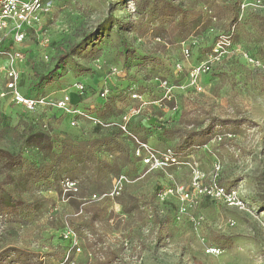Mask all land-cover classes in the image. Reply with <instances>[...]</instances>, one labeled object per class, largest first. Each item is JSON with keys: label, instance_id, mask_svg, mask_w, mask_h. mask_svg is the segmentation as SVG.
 <instances>
[{"label": "rangeland", "instance_id": "obj_1", "mask_svg": "<svg viewBox=\"0 0 264 264\" xmlns=\"http://www.w3.org/2000/svg\"><path fill=\"white\" fill-rule=\"evenodd\" d=\"M43 1L20 92L96 124L2 98L0 59V264H264V0Z\"/></svg>", "mask_w": 264, "mask_h": 264}, {"label": "built area", "instance_id": "obj_2", "mask_svg": "<svg viewBox=\"0 0 264 264\" xmlns=\"http://www.w3.org/2000/svg\"><path fill=\"white\" fill-rule=\"evenodd\" d=\"M51 14V5L43 0H0V59L3 60L2 72L5 77V91L1 97L8 96L9 101L15 106L20 107L28 114H34L38 110H57L66 115L71 121V126L75 125V119L78 117L88 120L96 119L90 116L88 111L76 108L71 102L70 95L64 94L59 100L49 98H27L20 92L19 83L22 66L26 62V56L23 52V44L30 32L39 34L42 27L46 26L48 17ZM185 50V55H187ZM117 74L116 70L111 71V75ZM74 94L79 96L84 92V87L81 84L73 85ZM99 96L102 99L109 97L107 88H102ZM134 100H142V96L138 93L131 95ZM139 113L137 109H129L120 116L117 130L122 136L136 138L130 134L129 125L133 118ZM111 126V125H105ZM139 154V150L136 151ZM164 160L174 164L176 160L171 156H165ZM146 164H151L152 161L159 163L153 154H149L144 159ZM163 164V163H160ZM216 194L220 196L223 190H217ZM63 239L70 242V233L64 232ZM66 261H69L67 258Z\"/></svg>", "mask_w": 264, "mask_h": 264}, {"label": "trees", "instance_id": "obj_3", "mask_svg": "<svg viewBox=\"0 0 264 264\" xmlns=\"http://www.w3.org/2000/svg\"><path fill=\"white\" fill-rule=\"evenodd\" d=\"M64 58H67V55L65 57H63L62 59H64ZM21 87L22 86H19L20 91H21ZM27 98H33V97H29L28 96ZM75 98L77 100V103H73V105L74 106H77L78 103H79V96L75 95ZM46 110L47 109H42V110H38L37 112H40V111L41 112L42 111L44 112ZM43 127H46V125H44ZM119 134H120V132H119ZM21 136H22L23 139L26 140V144H28V145L31 144L36 149H40L41 146L43 147L45 144H47L46 147H48V148L51 147L52 139L50 138V136L48 135V133L45 132V131H42V130H36L35 127H34V125L28 126L27 129H24L22 131ZM61 148H62V151H61L60 155H58L56 157V162H55L56 165L60 163V158L61 157L66 156V155L68 156V153L66 152V150L68 149L67 145L65 143H63V145L61 146ZM46 178H48L47 175L45 177H43V179H46Z\"/></svg>", "mask_w": 264, "mask_h": 264}, {"label": "crops", "instance_id": "obj_4", "mask_svg": "<svg viewBox=\"0 0 264 264\" xmlns=\"http://www.w3.org/2000/svg\"><path fill=\"white\" fill-rule=\"evenodd\" d=\"M72 100V99H71Z\"/></svg>", "mask_w": 264, "mask_h": 264}]
</instances>
